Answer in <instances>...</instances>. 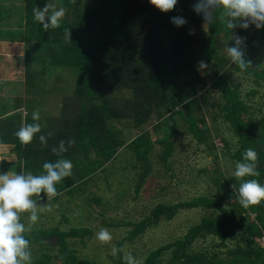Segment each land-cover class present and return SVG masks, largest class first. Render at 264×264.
Returning <instances> with one entry per match:
<instances>
[{"label": "trees", "instance_id": "1", "mask_svg": "<svg viewBox=\"0 0 264 264\" xmlns=\"http://www.w3.org/2000/svg\"><path fill=\"white\" fill-rule=\"evenodd\" d=\"M199 2L178 0L172 12L161 14L147 0H24L23 11L14 22L15 28L7 23L12 18L11 9L0 7V43L22 44L21 67L31 94L29 83L38 81L41 88L40 80L57 69L70 70L76 82L72 95L75 106L67 111L64 105L66 109L59 118H48L43 111L31 110L36 104L33 103L36 95L18 101L17 105L10 98L0 97V146L10 147L16 157L12 163L2 161V169L10 174L40 175L44 174L43 163L69 159L72 169L85 176L75 181L70 175L56 187L57 195L65 192L72 196L80 193L86 182L94 180L90 176L103 172L117 150L126 145L136 161L142 163L135 185L137 193L150 172L148 154L153 144L146 131L140 134L143 139L127 143L122 130L145 126L151 116H156L165 130L164 137L158 141L164 148L160 159L165 162L172 153V136L176 133L173 118L177 116L184 121L183 131L191 135L196 145L208 148L215 159L226 153L236 163L242 160L245 149L252 148L257 153L256 165L260 173L255 179L264 184L263 103L254 104L243 99L235 77L242 74L256 85L247 97H255L258 88L264 87V66L253 57L254 39L258 37L264 42V29L237 27L227 30L222 8L209 9L212 22L207 23L202 14L194 11ZM46 6L45 22L60 6L66 9V15L59 27L44 31L34 21L32 10H42ZM174 16L184 18L187 23L176 27L171 22ZM237 35L244 38L246 47L242 44L241 48L246 60L250 61L245 70H240L221 53L232 46ZM3 46L0 45V50ZM201 60L207 65L214 63V77L209 86L198 73ZM14 66L18 68L15 63ZM200 84L202 87L197 88ZM120 91L126 94L121 92L118 99L115 93ZM210 95H217L215 104L206 99ZM208 108L217 110L226 131L236 140L237 149L233 153L225 138L219 149L209 141L212 132L206 117ZM28 111L39 112L40 119L33 121V113L28 115ZM199 111L202 113L197 116ZM170 120L171 125L168 124ZM214 121L216 117H212ZM33 123L40 124L41 132L37 137L44 135L45 142L34 137L30 144H21L15 132ZM159 129V123L153 126L154 132ZM61 141L66 149L64 152L60 151ZM82 157H87V164H82ZM210 180L215 191L213 195L171 205L158 204L149 217L134 225L126 239L129 242L143 235L149 227L157 226L162 218L171 221L179 210L199 208L210 212L177 240L150 252L141 264H161V257L167 252L172 264H264V247L260 245L264 235V202L248 209L241 207L237 202L239 182L219 167ZM43 195L45 193L41 192L31 199L40 205L48 199ZM90 200L101 204L98 196ZM21 216L22 213L19 218ZM22 235L29 241V249L35 246L41 251L51 248L46 243L48 240H56L57 256L42 252L32 258V264H52L53 259L64 264H95L79 259L68 248L70 238L79 237L81 241L90 238L92 230L89 228L30 227ZM208 239L214 240L212 244L195 247L196 242ZM227 241L235 244L222 257L219 250L229 246ZM121 247L122 242L117 243L119 252Z\"/></svg>", "mask_w": 264, "mask_h": 264}, {"label": "rangeland", "instance_id": "2", "mask_svg": "<svg viewBox=\"0 0 264 264\" xmlns=\"http://www.w3.org/2000/svg\"><path fill=\"white\" fill-rule=\"evenodd\" d=\"M6 6L11 9L12 15L7 23L15 28L14 22L23 11L24 0H0V7ZM0 45H5L0 50V97L10 98L17 105L19 104L18 101L28 100L36 95L33 101L36 104L32 106L31 110L43 111L48 118H59L66 109L64 105H67V111L73 109L75 100L72 95L76 83L74 73L68 69L54 70L49 77L45 75L43 80H40L41 88L38 81L29 83L32 90L31 94L27 90V83L24 82L21 67L22 44L0 43ZM221 53L229 60L226 49L222 50ZM253 57L264 66V42L258 37L254 39ZM14 63L18 68H15ZM213 65L214 63L210 62L207 71L198 70L204 79V83L208 86L214 77ZM235 77L236 82L240 85L239 91L243 99L254 104L263 103L264 109V87L258 88L259 92L255 97H247L256 85L242 74H236ZM201 87L202 84L198 85L197 88ZM121 92L126 94L125 91L115 93L119 95L118 99L121 98ZM206 99L215 104L218 97L217 95H210ZM15 103L12 102V104ZM21 113L24 115L23 112ZM31 113L33 111H28V115ZM201 113L202 111L196 112V115ZM206 117L212 132L209 141H212L219 149L222 147L223 138H225L230 144L231 153L236 151V140L226 131L217 110L208 108ZM212 117H216V121L212 122ZM173 119L176 125V133L172 136V153L165 162L160 159L164 148L158 144V141L164 137L165 130L161 126L162 122L156 116H151L148 120L149 123L145 126H131L122 130L127 143L141 139L140 134L146 131L153 144V148L148 154L150 172L137 193L135 185L142 170V163L136 161L133 152L125 145L117 150L113 160L106 165L103 172L98 171L89 177L94 180L82 185L80 193L76 192L69 196L63 192L51 199H46L43 195L45 202L36 205L39 220L34 225L29 220L30 213H22L19 223L24 225L25 232L30 227L45 229L57 227L60 230L79 227L89 228L92 230L90 238L85 237L82 241L79 237L68 239V248L73 250L79 259L90 260L95 264H126L123 258L128 254L143 262L150 252L177 240L188 228L198 224L201 218L210 215V212L199 208L179 210L171 221L162 218L157 226L149 227L143 235L135 240L131 242L126 240L134 225L149 217L151 211L158 204L171 205L189 202L202 195L211 196L215 193L210 180L213 171L219 167L232 175L231 173L235 168V162L226 153L215 159L208 148H204L203 145H196L191 135L183 131L184 121L182 119L177 116ZM157 123H159L160 129L154 132L153 126ZM171 123L170 120L168 124L171 125ZM81 160L82 164H87V157H82ZM2 161L5 163L16 161L15 155L10 152L8 146H0V175L10 174L2 169ZM29 174L32 173L29 172ZM71 175L75 181H79L80 177L85 176L74 169H72ZM93 196H98L101 199L100 205L90 200ZM62 215H66V217H62ZM126 223H132V225H125ZM101 229H107L110 232L112 237L110 241L102 242L97 239V233ZM212 241L214 240L208 239L206 242H196L195 247L198 249L206 247L210 243L212 244ZM119 242H122L121 252L117 249ZM46 243H49L50 249L43 248L41 251L35 246H31L27 251H30L32 258L39 256L42 252L49 253L55 258L57 256L56 240L50 239ZM234 244V241L229 244L227 241L229 246L219 250L222 252L220 256L224 257V253L234 247ZM169 259L170 253H164L161 257V264H172ZM52 264L64 263L53 259Z\"/></svg>", "mask_w": 264, "mask_h": 264}, {"label": "clouds", "instance_id": "3", "mask_svg": "<svg viewBox=\"0 0 264 264\" xmlns=\"http://www.w3.org/2000/svg\"><path fill=\"white\" fill-rule=\"evenodd\" d=\"M148 4L161 14L172 12L178 0H147ZM223 9L224 27L227 30H234L239 27L248 30L254 27L256 30L264 29V0H200L195 5L194 11L202 14L205 22L211 23L212 16L209 9ZM33 19L42 26V30L59 27L62 19L66 15V9L60 6L53 11L45 22L46 6L42 10H33ZM171 22L176 27L184 26L187 21L179 16L171 17ZM193 33L190 31L189 35ZM69 39V33L66 34ZM245 45L243 37L235 36L232 46H227L226 52L232 62L240 70H245L250 61L246 60V53L241 45ZM246 47V45H245ZM208 65L201 60L198 63V70L204 71ZM33 121L40 119L39 112L32 114ZM41 132L39 123L28 124L19 128L15 136L23 145L30 144L34 137ZM41 143L45 142L44 135H38ZM72 141H69L71 144ZM56 149H53L55 152ZM60 151L64 152V142H60ZM257 153L252 148L245 149L242 160L235 163V168L231 173L239 182L237 188L238 203L241 207L248 209L250 206L259 205L264 202V184H261L255 177H259L257 171ZM44 174H2L0 175V264H32V257L29 249V241L22 233L25 232L24 225L19 223L21 213L29 212V220L34 225L39 217L37 215L36 204L32 197H38L41 192L51 199L57 196V187L64 178L72 174V162L69 159H58L55 162H45L42 165ZM250 178V179H245ZM97 239L107 242L112 239L107 229H101L97 233ZM126 264H141L131 254L123 258Z\"/></svg>", "mask_w": 264, "mask_h": 264}, {"label": "built area", "instance_id": "4", "mask_svg": "<svg viewBox=\"0 0 264 264\" xmlns=\"http://www.w3.org/2000/svg\"><path fill=\"white\" fill-rule=\"evenodd\" d=\"M260 245L264 247V235L260 238Z\"/></svg>", "mask_w": 264, "mask_h": 264}]
</instances>
